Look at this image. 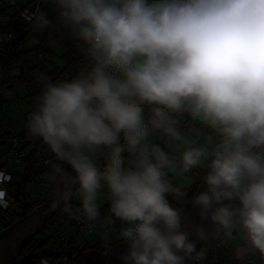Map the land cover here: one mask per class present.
Returning <instances> with one entry per match:
<instances>
[{
	"label": "clouds",
	"instance_id": "9594fccd",
	"mask_svg": "<svg viewBox=\"0 0 264 264\" xmlns=\"http://www.w3.org/2000/svg\"><path fill=\"white\" fill-rule=\"evenodd\" d=\"M50 2L54 19L27 21L87 59L70 79L37 74L26 132L54 154L52 206L75 186L85 228L118 220L120 264H206L197 244L233 233L264 261V0ZM194 170L191 193L171 178Z\"/></svg>",
	"mask_w": 264,
	"mask_h": 264
},
{
	"label": "trees",
	"instance_id": "16d2710c",
	"mask_svg": "<svg viewBox=\"0 0 264 264\" xmlns=\"http://www.w3.org/2000/svg\"><path fill=\"white\" fill-rule=\"evenodd\" d=\"M32 2L39 3V8L44 10H47L51 5L50 0H31L28 2V5ZM26 6L27 5L24 4L19 8L17 15H19L20 18H22L23 15L21 14ZM9 26L13 30V37L0 47V113L7 109L4 108V103H6L10 95L16 98L14 106L18 105L20 101H25L28 105V112L25 115V125L22 126L20 130H15L11 123L7 124L4 122L7 126L1 124L0 147L6 145L7 150L3 154L0 153V168H9L11 167L10 165H12L10 163L12 160L7 157L12 139V131L10 128L16 133L18 150L24 153V158L22 162L18 164V167L15 166L12 181L9 183V191L15 197L16 200L14 203L18 206L20 211L14 210L11 206L7 209H0V231L5 229V231L0 233V236L5 234L16 220L21 219L34 208L38 200L33 201L31 199V194L27 191V186L30 183L34 184L38 182L41 178V173L51 168L53 163H55V159L49 164L45 162V154L48 150L47 145H45L42 140L31 139L26 132V122L32 110L33 97L40 91L37 74L44 73L49 76L53 82L66 80L76 75L87 63V59L80 51L77 42L66 35L65 41L67 50L60 56V64L54 62V60L47 59L38 60L36 63L32 64L28 62V59L33 49L22 50L21 47L28 38L38 33V31H35L29 22ZM42 47V45H39V47H34V49L41 54L40 49ZM45 49L55 56V53L52 52L50 48ZM27 148H29L28 152L26 151ZM125 155L127 154L125 153ZM3 156H6L5 160ZM39 162L41 166H39ZM194 172L197 173L196 170H194ZM35 175L38 176V179L33 181ZM198 183L199 181L197 179V182L194 183L191 188H186L189 190V193L197 188ZM49 190L51 191L50 196L48 195L46 200L50 199L52 193L56 190V186L50 184ZM173 202L175 203V201ZM71 203L74 204L73 202ZM67 204L59 209V211L47 221L46 225L48 222L59 220L63 222V224L68 223L74 227L76 222L79 221L75 219L76 217H81L80 220L83 219L78 212L68 210L66 207ZM99 207L101 214L106 215L108 207L107 201L105 200L104 204ZM68 233H72V230H69ZM39 234L22 246L19 264H39L42 257H49L54 254V250L48 247V239L41 238ZM77 237H79V239ZM52 238L53 240L55 239L54 235ZM74 238L78 243V248L75 250L74 255L79 261V264H106L104 256L96 260H91L88 255L90 250H95L97 253L100 251L101 241L98 233L88 234L84 232L80 235H75Z\"/></svg>",
	"mask_w": 264,
	"mask_h": 264
},
{
	"label": "built area",
	"instance_id": "2783aa9c",
	"mask_svg": "<svg viewBox=\"0 0 264 264\" xmlns=\"http://www.w3.org/2000/svg\"><path fill=\"white\" fill-rule=\"evenodd\" d=\"M12 4L16 5V1L13 0ZM37 7H39V4H37L33 9ZM22 15L23 17H25V10L22 12ZM12 37L13 30L9 26V24L0 23V47H2L3 44ZM15 102V96L10 95L6 103H4V108L13 106ZM2 124L7 126V124H5L4 122ZM10 130L12 131V139L7 157L8 159L12 160L13 164L9 168H0V192L4 193L2 197L7 201V207H0V209H7L16 200L9 191V183L12 181L15 166L21 163L22 159L24 158V153L21 150H18L16 133L12 128H10ZM54 159V154L51 153V151L48 149L45 154V162L49 164ZM37 179L38 176L35 175L33 177V181ZM119 226L120 222L117 220L112 226L109 227L106 233L104 227L102 228V226L99 225L93 230H88L84 226V220H79L73 227L72 233H64L62 231L55 232L54 240L56 247L54 250V254L46 258L49 259L50 264H79V261L74 255L75 250L78 248V243L76 242L74 236L80 235L84 232L88 234H99V239L101 241L100 253L105 258L110 250L121 243L118 239L115 238V236L118 235ZM203 246L207 248L206 264H255L256 258L252 255H248L244 258L239 259H232L227 257V253L230 251L232 246L231 237L229 238L215 235L201 247Z\"/></svg>",
	"mask_w": 264,
	"mask_h": 264
},
{
	"label": "rangeland",
	"instance_id": "374dc122",
	"mask_svg": "<svg viewBox=\"0 0 264 264\" xmlns=\"http://www.w3.org/2000/svg\"><path fill=\"white\" fill-rule=\"evenodd\" d=\"M13 0H0V18L3 21H0V23H4V24H8L10 23V25L13 24H20V23H27V19L25 17L22 16V18H20L19 15H17L19 8L22 5H27L26 8H24L25 10H31L32 9V5L27 3L28 0H15L17 5H13L12 4ZM48 15L49 17L54 16L55 17V11L53 10V7L51 9H49L48 11ZM22 15V14H21ZM24 21V22H23ZM41 38L39 37V35L36 34L33 35L32 37L28 38L24 44L22 45L21 49L22 50H28V49H33V51L31 52V55L29 56L28 62L30 63H36L38 60H42V59H47V60H54V62L57 63H61L60 61V56L62 55L60 52V47H56L55 50V56L50 54L49 52H47V50L45 49L46 47L43 46L40 52H36V50L34 49L39 47L38 45L40 44L39 40ZM28 112V105L26 104L25 101H20L18 105H13L9 108H7L4 112L0 113V129L1 124L3 122L5 123H11L13 128L15 130H20L22 129V126L25 125V115ZM8 131V130H7ZM2 131L0 130V133ZM1 141V139H0ZM7 150V146L3 145L0 147V153H4ZM26 151H29V148L26 149ZM6 156H3V159L5 160ZM11 164H13L12 162H10ZM12 166V165H10ZM19 165H16V167H18ZM39 166H41L40 162H39ZM52 168V167H51ZM51 168H48L46 170H44L41 173V178L38 182L36 183H30L27 186V191L30 192L31 194V199L33 201H36V205L35 206H41V205H48V202L46 201V197L49 195L50 196V182L47 180V175L49 173V171L51 170ZM174 182L176 183H180L182 184L185 188H191L194 183L197 182V173L193 171V173L189 174L187 177H171ZM71 202H73L74 204H72L71 202H68L67 204V209L70 211H76V209L79 207V197H78V193L76 192V190L72 193L71 196ZM105 201H101L99 206H102L104 204ZM34 206V207H35ZM15 210H19L18 208ZM80 215V213H79ZM76 220H80L81 217H76ZM70 224L65 223L63 224V222L57 220V221H52V222H48V224L45 226V229L43 230L42 233H40V237L43 239H48V247L49 249L55 250V243L53 240V235L55 234V232L57 231H62L64 233H68L69 229L70 231L73 229V226H71L70 228ZM115 238L117 239V235L115 236ZM92 251L88 252V255L91 254ZM93 254V253H92ZM100 251L99 253H95V255L98 257H102V255H100ZM94 256V254H93ZM95 256V257H96ZM92 257L91 260H96L98 258Z\"/></svg>",
	"mask_w": 264,
	"mask_h": 264
},
{
	"label": "water",
	"instance_id": "95a60500",
	"mask_svg": "<svg viewBox=\"0 0 264 264\" xmlns=\"http://www.w3.org/2000/svg\"><path fill=\"white\" fill-rule=\"evenodd\" d=\"M101 166H103L101 162ZM75 186H73V192ZM55 192V191H54ZM53 192V193H54ZM53 193L48 202V205L35 206L24 217L16 220L12 227L7 232L0 236V264H19L20 253L24 243L28 242L40 232L45 229L46 223L50 220L65 204L71 202V198L66 203L61 201L60 203L52 206ZM58 198V197H57ZM200 217L198 216L197 209L194 207H188L183 223L185 227L189 228L194 223H200ZM207 241L205 242V244ZM203 244L198 243L197 247H201ZM124 251L122 243L115 246L106 256V264H120L119 256Z\"/></svg>",
	"mask_w": 264,
	"mask_h": 264
},
{
	"label": "crops",
	"instance_id": "0c3cea01",
	"mask_svg": "<svg viewBox=\"0 0 264 264\" xmlns=\"http://www.w3.org/2000/svg\"><path fill=\"white\" fill-rule=\"evenodd\" d=\"M29 1H31V0H28L27 3ZM37 4H39V3L32 2L31 3L32 9ZM51 8H52V5H50L49 8L46 11H48ZM50 18H51V16H50ZM52 18L54 19V16H52ZM0 21H2L1 18H0ZM37 34L41 38L39 40V42H40L39 45L45 46L46 48H50V50L52 52L56 53L54 49L56 47H58V46L60 47V52H62L61 54H63L67 50V44H66V41H65V36L66 35H63L60 31H57V30H45L43 32L36 33V36H37ZM10 206L14 210H15V208L16 209L18 208V206L15 203H12ZM18 211H20V210H18ZM70 228H71V226H70ZM77 238L79 239V237H77ZM231 243H232V246H231L230 251L227 253V257L232 258V259H235V258L239 259V258H244L245 256H248V255H252V256H254L256 258L255 264H264V261H261L260 258L257 256V254H255L253 252H244L242 255L237 254V250L240 249L242 247V245H243L242 237H240L239 235L233 233V235L231 236ZM90 251H92V252L89 255V257L90 258L95 257L96 256L95 253L97 254V252L95 250H90ZM92 253L94 254V256H93ZM98 257L96 256L95 258H98Z\"/></svg>",
	"mask_w": 264,
	"mask_h": 264
},
{
	"label": "snow or ice",
	"instance_id": "6c2138e0",
	"mask_svg": "<svg viewBox=\"0 0 264 264\" xmlns=\"http://www.w3.org/2000/svg\"><path fill=\"white\" fill-rule=\"evenodd\" d=\"M4 195V193L3 192H0V196H3Z\"/></svg>",
	"mask_w": 264,
	"mask_h": 264
},
{
	"label": "flooded vegetation",
	"instance_id": "af4514ba",
	"mask_svg": "<svg viewBox=\"0 0 264 264\" xmlns=\"http://www.w3.org/2000/svg\"><path fill=\"white\" fill-rule=\"evenodd\" d=\"M109 253V252H108ZM107 256V255H106ZM106 256H105V259H106Z\"/></svg>",
	"mask_w": 264,
	"mask_h": 264
}]
</instances>
